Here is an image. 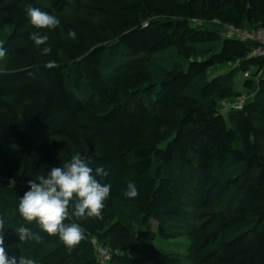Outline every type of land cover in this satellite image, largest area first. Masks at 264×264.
Here are the masks:
<instances>
[{
    "label": "trees",
    "instance_id": "1",
    "mask_svg": "<svg viewBox=\"0 0 264 264\" xmlns=\"http://www.w3.org/2000/svg\"><path fill=\"white\" fill-rule=\"evenodd\" d=\"M28 5L60 25L34 28ZM223 26L264 27V0H0V218L9 256L101 264L97 243L109 248V264H264V55L251 56L257 43L224 36ZM36 31L48 35L49 55L30 39ZM170 48L180 61L168 68L133 59ZM49 61L57 67L47 68ZM230 63V74L207 75ZM240 72L249 73L243 88L253 93L223 114L220 103L240 96L232 85ZM77 152L93 169L104 167L107 177L97 179L111 191L102 219L65 221L79 223L86 237L69 253L58 236L25 225L18 204L29 189L19 184ZM223 164L225 179L215 172ZM130 181L135 199L123 196ZM182 182L191 189L190 210L208 211L188 213ZM231 191L232 206L223 210ZM120 204L138 212L136 231L120 219ZM150 220L183 224V257L154 243ZM21 225L43 242H21L13 228ZM172 237L161 233L165 242Z\"/></svg>",
    "mask_w": 264,
    "mask_h": 264
},
{
    "label": "clouds",
    "instance_id": "2",
    "mask_svg": "<svg viewBox=\"0 0 264 264\" xmlns=\"http://www.w3.org/2000/svg\"><path fill=\"white\" fill-rule=\"evenodd\" d=\"M26 15L30 24L36 29L54 30L60 20L39 8L28 5ZM68 37L76 39L75 30H69ZM30 39L40 50L41 55L52 51L47 46L49 37L40 31L33 32ZM43 46V47H41ZM6 56V49L0 46V60ZM47 68H55V61H49ZM90 161L79 152L72 155L62 166L53 167L47 175H38L36 180H29V189L19 200L18 213L26 224L35 222L48 236H58L66 250L71 253L84 240L85 231L79 223H65L74 216L77 220L88 218L102 219L105 201L110 196L111 185L101 183L97 177H107L103 166L95 169L89 166ZM38 181V182H37ZM139 195L134 182H128L123 196L135 199ZM71 210V211H70ZM21 242L29 240L42 243L43 238L21 225L13 227ZM5 221L0 218V264H35L31 258L15 255L9 256L5 249Z\"/></svg>",
    "mask_w": 264,
    "mask_h": 264
},
{
    "label": "rangeland",
    "instance_id": "3",
    "mask_svg": "<svg viewBox=\"0 0 264 264\" xmlns=\"http://www.w3.org/2000/svg\"><path fill=\"white\" fill-rule=\"evenodd\" d=\"M44 4H46V0H41ZM197 25H199L201 22L195 21ZM205 26L213 27L210 23H202ZM219 28V27H218ZM220 32L222 35L226 36V29L225 27H220ZM207 46V45H203ZM202 47V46H201ZM113 56L108 52L104 57V65H111L113 63L112 60ZM118 59H126L130 60L131 57H126L124 54H121ZM133 59L142 60L145 64H151L154 65L158 70H161L163 68L171 67L175 62L180 61V59L176 56L175 51L173 49H167L163 53L160 54H154L152 56H137ZM233 64H223L218 65L213 68H211L208 71V76H214V75H220V74H230L231 69L233 68ZM253 71V68L249 70V72ZM249 76V73H248ZM245 81L244 73L242 74L237 73L233 76L232 85L234 90L238 91L240 93V96H238L235 99H229L225 101V104L219 105V110L223 112V114H227L229 111L236 108V106L241 105L239 104L240 101H242V104L245 102V100L253 93V90H246L243 88V82ZM244 101V102H243ZM235 105V106H234ZM230 164V163H228ZM228 164H223L215 168V172L218 176H220L222 179H225L229 174L227 173ZM231 165V164H230ZM179 192L182 196L181 201L185 207V209L188 211V213H192V216H198L200 213H203L205 210L208 211V209H200L195 208L194 210L191 209L192 203L188 202L190 199L188 196L191 193V189L189 188L187 182H182L178 186ZM233 193L227 195L223 201L221 202L220 208L223 210H229L232 206L233 201ZM117 213L120 217V219L126 221L132 229L135 231L140 227V221H139V214L134 208L133 205L123 204V205H117L116 207ZM190 211V212H189ZM149 230L152 233L153 241L155 244L159 245L163 249H171L173 252H176L175 254L181 255L183 257V253L185 252L184 249V243H186V239L183 232V224L181 222H178L176 220H169L166 221L163 225L158 224L154 220H150L149 222ZM172 233L173 237L169 241H166L161 238V233ZM27 258V257H25Z\"/></svg>",
    "mask_w": 264,
    "mask_h": 264
},
{
    "label": "built area",
    "instance_id": "4",
    "mask_svg": "<svg viewBox=\"0 0 264 264\" xmlns=\"http://www.w3.org/2000/svg\"><path fill=\"white\" fill-rule=\"evenodd\" d=\"M226 29V36L233 37L242 41H249L257 43V46L251 52V56L264 55V27H259L257 29H236L231 26H223ZM248 76V72L244 73V77ZM226 100H223L221 103L225 104ZM244 102V101H243ZM220 103V104H221ZM241 105L236 106L235 109L240 108L243 104L240 101ZM235 106V105H234ZM21 187H26L29 189L28 181H25L22 184H19ZM30 190V189H29ZM95 249L97 252L98 260L101 264H109L110 260V250L106 246L95 243Z\"/></svg>",
    "mask_w": 264,
    "mask_h": 264
}]
</instances>
